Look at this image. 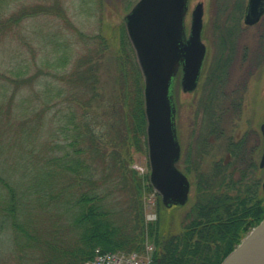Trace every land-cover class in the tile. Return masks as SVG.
<instances>
[{"label": "trees", "instance_id": "trees-1", "mask_svg": "<svg viewBox=\"0 0 264 264\" xmlns=\"http://www.w3.org/2000/svg\"><path fill=\"white\" fill-rule=\"evenodd\" d=\"M243 8L240 4V12ZM119 43L121 63H114L111 95L94 100L97 77L90 71L89 86H82L89 91L86 99L75 97V108L61 114L54 131L63 140L60 152L44 155L39 165L28 163L14 185L6 175L0 177L1 264L9 252L14 264H84L97 248L142 252L146 244L153 246V264H219L264 218V195L251 177L255 163L249 156L242 166L249 152L241 143L226 147V156L207 167L199 160L208 135L223 133L213 99L224 80L218 65L225 49L205 75L201 133L177 163L194 184L180 229L171 231L161 209L154 219L145 218L149 194L157 197V207L169 208L154 192L148 171L139 172L131 163L132 150L147 153L143 82L124 27ZM8 229L13 230L10 240Z\"/></svg>", "mask_w": 264, "mask_h": 264}, {"label": "rangeland", "instance_id": "rangeland-1", "mask_svg": "<svg viewBox=\"0 0 264 264\" xmlns=\"http://www.w3.org/2000/svg\"><path fill=\"white\" fill-rule=\"evenodd\" d=\"M136 1L0 0V177L6 175L14 185L28 163L39 165L47 155L60 152L63 140L54 131L63 121L61 114L69 115L75 108V97L86 99L89 91L82 86H89L90 71L97 77L94 100L111 95L114 63L116 59L121 63L119 29ZM198 2L203 4L201 39L206 46L199 81L193 91L184 92L179 71L172 87L180 158L201 133L203 82L225 49L218 65L224 80L216 86L218 97L213 99L223 133L220 138L210 134L206 142L202 140L205 152L199 160L207 167L226 156V147L241 143L245 153L249 152L242 166L250 156L255 163L251 177L258 180V192L263 196V170L258 164L264 148L259 132L264 118V15L258 23L246 25L244 8L240 12L239 7H245L247 0H188L184 17L187 34L191 11ZM78 86L79 93L73 94ZM131 158L139 172H149L147 153L132 150ZM189 180V199L182 206L163 209L157 207L154 194L146 196L145 218L154 219L161 209L171 231H178L181 215L194 198L193 178ZM3 195H8L7 189ZM12 236L13 230L8 229L7 240ZM6 259L5 264H14L12 253Z\"/></svg>", "mask_w": 264, "mask_h": 264}, {"label": "water", "instance_id": "water-1", "mask_svg": "<svg viewBox=\"0 0 264 264\" xmlns=\"http://www.w3.org/2000/svg\"><path fill=\"white\" fill-rule=\"evenodd\" d=\"M187 8L188 0H137L123 17L143 80L149 183L167 208L184 205L191 186L177 167L180 144L174 122V78L181 71L182 90L193 91L206 52L201 39L203 4L198 2L192 9L188 34ZM263 12L264 0H247L243 22L253 24ZM219 264H264V218Z\"/></svg>", "mask_w": 264, "mask_h": 264}, {"label": "built area", "instance_id": "built-area-1", "mask_svg": "<svg viewBox=\"0 0 264 264\" xmlns=\"http://www.w3.org/2000/svg\"><path fill=\"white\" fill-rule=\"evenodd\" d=\"M150 249L151 247L148 246L147 252L144 254L136 252H102L97 249L93 257L84 264H152V259L148 254Z\"/></svg>", "mask_w": 264, "mask_h": 264}, {"label": "flooded vegetation", "instance_id": "flooded-vegetation-1", "mask_svg": "<svg viewBox=\"0 0 264 264\" xmlns=\"http://www.w3.org/2000/svg\"><path fill=\"white\" fill-rule=\"evenodd\" d=\"M243 10H244V14H245L246 4H245V7H244ZM263 15H264V12L262 13V15L260 16V18L258 19V21H256V22L253 23V24H250V25H254V24L258 23ZM243 18H244V15H243ZM247 25H249V24H247ZM262 124H264V118L262 119V121H261L260 124H259V132H260V134H261L262 140L264 141V131H262V129H261V125H262ZM263 152H264V148H263L262 153H263ZM262 153H261V156H262ZM261 156H260V161H261ZM260 161H259L258 167H259L260 170H263V175H262V178H261V183H260V185H261V189L264 191V163H263L262 165H260Z\"/></svg>", "mask_w": 264, "mask_h": 264}]
</instances>
